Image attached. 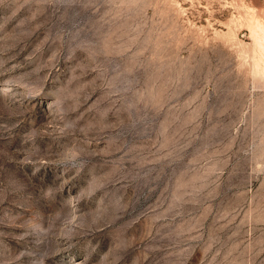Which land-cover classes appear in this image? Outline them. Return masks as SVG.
Masks as SVG:
<instances>
[{
	"label": "rangeland",
	"instance_id": "obj_1",
	"mask_svg": "<svg viewBox=\"0 0 264 264\" xmlns=\"http://www.w3.org/2000/svg\"><path fill=\"white\" fill-rule=\"evenodd\" d=\"M0 264H264V0H0Z\"/></svg>",
	"mask_w": 264,
	"mask_h": 264
}]
</instances>
